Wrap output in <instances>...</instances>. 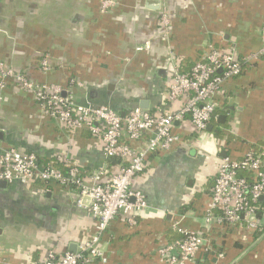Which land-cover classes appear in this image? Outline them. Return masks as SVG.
<instances>
[{
    "label": "crops",
    "instance_id": "obj_1",
    "mask_svg": "<svg viewBox=\"0 0 264 264\" xmlns=\"http://www.w3.org/2000/svg\"><path fill=\"white\" fill-rule=\"evenodd\" d=\"M102 1L0 0V62L36 84L62 86L78 103L108 105L122 117L140 106L159 116L182 108L185 99L168 98L175 73H189L211 47L241 58L264 46V0H116L105 13ZM215 101L210 131L198 133L186 118L174 127L181 143L147 158L132 188L148 209L134 228L123 216L113 220L100 245L106 264H161L158 250L179 238L176 223L212 246L188 264H264V234L205 222L221 161L264 147V59L226 82ZM0 135V150L33 153L41 164L66 156L86 179L122 163L104 158L101 137L51 119L12 82L0 88ZM123 136L135 149L145 143ZM74 193L36 180L0 188V264H41L51 250L89 241L96 221L75 206Z\"/></svg>",
    "mask_w": 264,
    "mask_h": 264
},
{
    "label": "built area",
    "instance_id": "obj_2",
    "mask_svg": "<svg viewBox=\"0 0 264 264\" xmlns=\"http://www.w3.org/2000/svg\"><path fill=\"white\" fill-rule=\"evenodd\" d=\"M115 3L116 0H103L101 12H108ZM161 23L168 34L170 21L166 12L161 16ZM144 49L139 47L137 51ZM261 59H264V46L241 58L235 49L211 47L189 73H175L168 98L171 102L185 99L180 110L154 116L135 106L124 117L108 105L78 103L62 86L36 84L25 74L0 62L1 89L8 82L19 85L34 97L48 117L66 127L86 129L93 136L101 137L104 158L122 162L114 173L109 174L108 168L102 166L86 179L80 168L66 156L41 164L33 153H23L12 147L0 150V182L27 184L36 180L72 189L75 206L90 212L96 221L95 233L75 252L58 254L51 250L41 264H106L108 260L100 245L113 220L123 216L127 225L134 228L138 225V214L148 209L145 195L132 188V182L143 172L147 158L158 151L168 152L181 143L174 127L186 118L198 133L205 132L216 116L215 98L225 83L239 77L246 66ZM42 68L45 72L49 70L48 59L42 61ZM123 133L130 142L145 143L135 149L123 140ZM263 198L264 147L249 149L240 160L225 157L217 171L205 222L210 226L245 228L263 235L264 220L258 216ZM174 229L181 238L158 250L161 264H188L202 250L211 249L200 234L182 228L178 223Z\"/></svg>",
    "mask_w": 264,
    "mask_h": 264
},
{
    "label": "trees",
    "instance_id": "obj_3",
    "mask_svg": "<svg viewBox=\"0 0 264 264\" xmlns=\"http://www.w3.org/2000/svg\"><path fill=\"white\" fill-rule=\"evenodd\" d=\"M118 162L120 163V161H118ZM58 166H59L60 168H63V167L60 166V165H58ZM63 170H66V169H63ZM138 191H139V190H138ZM141 192H142V191H141ZM142 193H143V192H142ZM143 194H144V193H143ZM144 195H145V194H144ZM145 197H146V196H145ZM146 200H147V198H146ZM259 206H260V210H259V212H258V216H259V218L262 219V212H261L262 210H261V209H262V207H263L264 205H263L262 202H260V203H259ZM259 235H260V234H259ZM180 238H181V237L179 236L178 239H180ZM178 239H177V240H178ZM211 249H212V246H211Z\"/></svg>",
    "mask_w": 264,
    "mask_h": 264
},
{
    "label": "water",
    "instance_id": "obj_4",
    "mask_svg": "<svg viewBox=\"0 0 264 264\" xmlns=\"http://www.w3.org/2000/svg\"><path fill=\"white\" fill-rule=\"evenodd\" d=\"M157 4L156 5H158L159 3L158 2H156ZM209 131H210V129H211V126H208V128H207ZM0 138H1V135H0ZM8 186V184L6 183V182H0V188H6ZM263 200V199H262ZM76 250H72V252H75Z\"/></svg>",
    "mask_w": 264,
    "mask_h": 264
}]
</instances>
